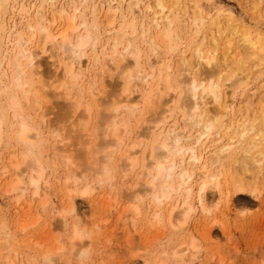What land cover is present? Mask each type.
I'll list each match as a JSON object with an SVG mask.
<instances>
[{
	"label": "bare ground",
	"instance_id": "obj_1",
	"mask_svg": "<svg viewBox=\"0 0 264 264\" xmlns=\"http://www.w3.org/2000/svg\"><path fill=\"white\" fill-rule=\"evenodd\" d=\"M262 3L252 0L250 7L264 21ZM222 14L208 23L198 0H0V151L14 149L8 165L0 155V183L9 180L5 195L17 194V204L30 198L46 206L39 195L48 186L45 158L51 155L68 171L57 181L61 191L87 196L94 184H109L121 174L126 201L147 198L156 208L154 221L170 226L173 215L177 225L188 221L195 188L197 204L207 212L206 192H221L232 169L250 178H238L233 193L256 197L253 185L264 172V107L256 119L227 121L226 114L234 111L238 88L262 66L264 40L233 26L239 22L229 16L222 20ZM13 16L19 24L12 25ZM44 54L55 57L62 77L44 76L39 61ZM83 58L89 69H83ZM60 91L69 101L57 106L65 135L50 143L43 129ZM132 93L140 99L128 98ZM93 118L96 127L90 130ZM223 136L228 139L207 155L208 145ZM133 174L132 185L122 183ZM136 204L128 205L133 216L139 215ZM68 212H57V218ZM5 228L0 223V236ZM84 236L74 227L70 247L83 244ZM194 247L191 242L173 250L172 259Z\"/></svg>",
	"mask_w": 264,
	"mask_h": 264
},
{
	"label": "rangeland",
	"instance_id": "obj_2",
	"mask_svg": "<svg viewBox=\"0 0 264 264\" xmlns=\"http://www.w3.org/2000/svg\"><path fill=\"white\" fill-rule=\"evenodd\" d=\"M251 1L198 0L200 6L203 7L204 17L208 23L211 24L215 15L222 11V16H225L222 20L230 17L233 24L239 22L237 25L232 24L233 26L258 32L264 40V21L252 13ZM13 18L15 20L12 25L19 24L18 17L13 16ZM10 25L11 22L8 26ZM191 34L188 32L187 37L184 38L183 46L187 45V39L189 36L191 37ZM262 55L264 56V53ZM39 61L44 76L57 73L62 77V71L58 69L55 57L50 58L48 54H44L39 56ZM88 63L86 58L82 59L83 69H89ZM81 82L83 85L87 83L85 80ZM59 93L61 99L58 98L55 106L52 104L53 107L50 108L43 129L45 135L50 138V143L56 139V135L59 138L65 135L64 126H61L62 122L59 119L61 118V108L57 106L60 107L69 101L64 100L65 92L60 91ZM234 96V111L227 112V121L247 117L256 119L259 116V112L264 107V62L252 79L238 88ZM128 98L135 102L140 99L138 93H132ZM59 102L61 104L57 105ZM56 116L59 117V121ZM143 117L145 118L146 115ZM95 121L96 119L93 118L90 130L96 127ZM148 123L149 121L146 124ZM136 135L133 131L130 139L133 140ZM130 139L127 138L126 142L128 143ZM226 139L228 137L222 138L220 143L209 144L207 155L214 152ZM94 140L92 137L89 142L92 144ZM13 150L12 148L0 151L3 163L6 165L9 162L7 156ZM77 154L78 152L75 151V156ZM93 158L94 156H89V159ZM58 159H53L51 155L45 158L48 168L44 177L48 180V186H41L39 199L42 200L41 198L45 196L44 198L48 202L43 208L39 205V200L31 203L30 198H23L17 204V194L5 195L4 193V189L7 188L5 185L9 184V180L0 183V223H5L4 233L6 235L8 233L7 236L4 234L0 236V264H146V262L162 264L164 259L166 264H264V172L253 185V188L256 189H253L256 197L250 196V194L241 196L233 193V183L242 176L245 181L249 182L248 175L234 169L225 172L221 192H214L211 189L205 194L207 212L200 209L197 204L198 193L195 188L192 200L195 209L190 214L191 216L189 215L186 224L177 225V219L173 215L172 225L174 226L172 227V225H168L167 221L160 223L154 221L152 215L156 208L150 206L147 198L141 203H137L139 215H132L129 206L135 205L136 202H129L128 199L126 201L123 197V192L127 188L121 191L120 179L123 177L121 174L117 175L115 180L109 184H94L92 191L87 196L61 191L57 181H62L68 171L62 164V159ZM81 162L80 158L76 157L73 163L75 167H79ZM75 167L70 170L77 171ZM90 173L87 172L84 177L89 179ZM135 175L133 174L131 179H127L128 181L122 180V183L128 182L129 186L132 185ZM80 177L83 179L80 183H85L84 177ZM193 180V185H195L197 177L195 176ZM69 204L71 205L69 206ZM127 206L128 208H126ZM64 209H70V212L65 215L61 224L62 220L57 218V212ZM128 216H132L131 220ZM55 223L57 226L54 225ZM29 224L31 227L28 226ZM24 225H27V228ZM23 226L25 230H22ZM74 227L81 230L82 235L85 234V236L83 244H76L77 247L71 248L68 240ZM191 242L195 244L194 249L184 253L178 259H172L173 250H181ZM60 246L62 248L58 249ZM78 246L83 247L80 251L82 254L79 252L77 254L80 249ZM166 255H168L167 259L164 258ZM44 256H47L46 261Z\"/></svg>",
	"mask_w": 264,
	"mask_h": 264
}]
</instances>
